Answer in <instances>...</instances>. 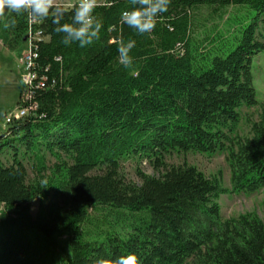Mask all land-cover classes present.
<instances>
[{
    "label": "trees",
    "instance_id": "1",
    "mask_svg": "<svg viewBox=\"0 0 264 264\" xmlns=\"http://www.w3.org/2000/svg\"><path fill=\"white\" fill-rule=\"evenodd\" d=\"M132 6L97 4L100 39L84 48L63 44L52 17L32 25L40 33L36 71L48 89L35 92L37 111L0 135V152L13 154L12 164L0 162V264H94L127 253L139 264H264V220L223 219L218 202L264 195V102L251 69L264 51V0H169L145 34L119 22ZM229 8L238 10L227 19L232 32L215 23ZM245 8L257 13L250 24ZM28 29L27 13H10L12 39ZM129 40L133 61L123 67L117 49ZM259 105L241 138L240 110ZM190 152L226 153L231 190L194 166L165 162ZM21 154L35 158L33 180ZM131 156L155 174L126 181L121 160Z\"/></svg>",
    "mask_w": 264,
    "mask_h": 264
},
{
    "label": "rangeland",
    "instance_id": "2",
    "mask_svg": "<svg viewBox=\"0 0 264 264\" xmlns=\"http://www.w3.org/2000/svg\"><path fill=\"white\" fill-rule=\"evenodd\" d=\"M57 4L69 6L67 4H76L78 0H56ZM103 0H97V4ZM243 16L247 17L250 24L256 12L247 8L242 9ZM11 12L6 9L0 14V135L7 131L8 126L5 124V115L18 108L20 98V76L22 73L21 58L27 53V34H24L22 40L17 43L12 39L8 31V18ZM227 17L219 24L220 30L234 31V27L228 24V18L238 14L236 8L228 9ZM205 14V10L202 11ZM209 24L208 27H210ZM260 33L264 36V27H261ZM228 35V33H226ZM251 69L253 74V84L259 103L264 102V51L252 57ZM241 121L237 129V135L241 138L249 137L251 127L257 122L262 114L261 107L242 108L240 110ZM24 153V152H23ZM226 153L218 152L214 155H204L198 153H171L165 157V162L169 166H182L184 164L194 166L207 177H218L225 189L231 190V173L226 161ZM19 160L24 164L28 171L30 180H33L37 172L35 158L31 155L21 154ZM0 162L4 165L13 163V154L6 149L0 152ZM55 161L47 157V165H52ZM138 172L148 175H154L155 171L145 159L136 156L126 157L121 160V175L123 178L132 183H139ZM221 206L223 219L238 218L245 214H255L264 220V195L258 192L252 195H222L218 200ZM37 203L33 204V213H35Z\"/></svg>",
    "mask_w": 264,
    "mask_h": 264
},
{
    "label": "clouds",
    "instance_id": "3",
    "mask_svg": "<svg viewBox=\"0 0 264 264\" xmlns=\"http://www.w3.org/2000/svg\"><path fill=\"white\" fill-rule=\"evenodd\" d=\"M132 7L122 10L119 22L137 33H150L156 26L158 17L168 11L169 0H131ZM66 7L57 4L56 0H0V14L6 9L8 12L27 13L29 22L52 17L56 25L55 32L63 34L62 43L70 45L78 43L84 48L100 39L102 22L97 19L95 9L97 0H78L72 9L70 22H63ZM14 23V21H10ZM135 46L134 40L121 43L117 49L118 63L128 67L132 61L131 50ZM46 182V181H45ZM94 264H139L135 253L119 255L115 258L101 257Z\"/></svg>",
    "mask_w": 264,
    "mask_h": 264
},
{
    "label": "built area",
    "instance_id": "4",
    "mask_svg": "<svg viewBox=\"0 0 264 264\" xmlns=\"http://www.w3.org/2000/svg\"><path fill=\"white\" fill-rule=\"evenodd\" d=\"M33 24H36V21L29 22V29L27 32L28 51L20 60L22 66V73L20 76L22 93L18 108L5 115V124L7 126L22 121L31 113L37 111L38 104L32 101L35 92L48 89L47 78L45 76H40L36 71L35 60L37 58V53L35 43L40 40V33L33 32Z\"/></svg>",
    "mask_w": 264,
    "mask_h": 264
},
{
    "label": "crops",
    "instance_id": "5",
    "mask_svg": "<svg viewBox=\"0 0 264 264\" xmlns=\"http://www.w3.org/2000/svg\"><path fill=\"white\" fill-rule=\"evenodd\" d=\"M67 5L72 6V4H67Z\"/></svg>",
    "mask_w": 264,
    "mask_h": 264
}]
</instances>
